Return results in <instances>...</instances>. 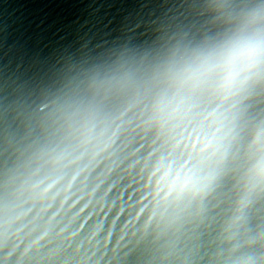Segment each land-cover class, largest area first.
<instances>
[{"label": "clouds", "instance_id": "1", "mask_svg": "<svg viewBox=\"0 0 264 264\" xmlns=\"http://www.w3.org/2000/svg\"><path fill=\"white\" fill-rule=\"evenodd\" d=\"M0 91V264H264V0Z\"/></svg>", "mask_w": 264, "mask_h": 264}, {"label": "water", "instance_id": "2", "mask_svg": "<svg viewBox=\"0 0 264 264\" xmlns=\"http://www.w3.org/2000/svg\"><path fill=\"white\" fill-rule=\"evenodd\" d=\"M192 0H0V91L49 83L70 58L148 48L199 22Z\"/></svg>", "mask_w": 264, "mask_h": 264}]
</instances>
